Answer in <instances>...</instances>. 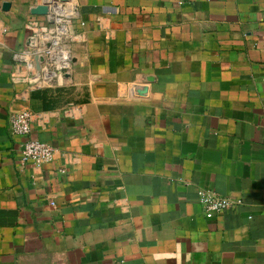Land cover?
Listing matches in <instances>:
<instances>
[{"label":"crops","instance_id":"obj_1","mask_svg":"<svg viewBox=\"0 0 264 264\" xmlns=\"http://www.w3.org/2000/svg\"><path fill=\"white\" fill-rule=\"evenodd\" d=\"M9 1L0 264H264V0L65 1L71 67L26 96L13 54L47 21L31 6L54 0ZM28 137L53 159L21 162ZM203 187L242 202L207 217Z\"/></svg>","mask_w":264,"mask_h":264},{"label":"built area","instance_id":"obj_2","mask_svg":"<svg viewBox=\"0 0 264 264\" xmlns=\"http://www.w3.org/2000/svg\"><path fill=\"white\" fill-rule=\"evenodd\" d=\"M77 12L75 6L65 1L54 0L47 13V21L29 22L31 33L27 42L13 54L16 67L13 77L24 79L28 83V88L24 89L21 95L26 96L29 88L55 84L66 76L72 62L71 43L79 36L74 27ZM1 30L5 31L6 26L2 25ZM40 55L44 56V60L39 61ZM23 67L25 71L21 72L20 69ZM32 120L33 112L29 109L14 112L10 118L12 133L29 134L32 130ZM53 157L54 147L48 140L28 137L20 148V160L23 163L31 161L40 165L52 160ZM198 194L207 217H213L242 202L240 197L221 194L213 188H199Z\"/></svg>","mask_w":264,"mask_h":264},{"label":"water","instance_id":"obj_3","mask_svg":"<svg viewBox=\"0 0 264 264\" xmlns=\"http://www.w3.org/2000/svg\"><path fill=\"white\" fill-rule=\"evenodd\" d=\"M61 1H68V0H61ZM0 5L4 10H8L11 6V1L4 0ZM30 11L34 14H47L50 11V4L49 2L46 1V2L32 5L30 8ZM42 60H44V56L40 55L39 61H42ZM38 65H39V62H38Z\"/></svg>","mask_w":264,"mask_h":264}]
</instances>
